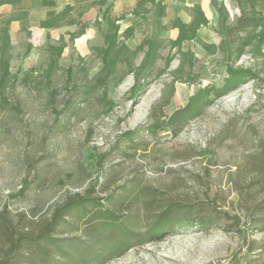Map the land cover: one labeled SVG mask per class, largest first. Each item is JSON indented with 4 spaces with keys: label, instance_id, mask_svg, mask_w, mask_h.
Masks as SVG:
<instances>
[{
    "label": "rangeland",
    "instance_id": "rangeland-1",
    "mask_svg": "<svg viewBox=\"0 0 264 264\" xmlns=\"http://www.w3.org/2000/svg\"><path fill=\"white\" fill-rule=\"evenodd\" d=\"M242 15L254 23L225 26L210 58L143 45L96 74L75 47L14 38L0 66V264H37L14 249L44 231L69 240L66 264H264V0L230 25Z\"/></svg>",
    "mask_w": 264,
    "mask_h": 264
},
{
    "label": "crops",
    "instance_id": "crops-1",
    "mask_svg": "<svg viewBox=\"0 0 264 264\" xmlns=\"http://www.w3.org/2000/svg\"><path fill=\"white\" fill-rule=\"evenodd\" d=\"M254 0H22L0 6V66L11 67L7 50L14 38L31 33L40 41L53 39L49 49L75 47L96 74L115 63L124 69L131 54L143 46L170 42L195 58H210L224 41L233 9ZM182 39H181V38ZM32 49V46H31ZM7 56V57H6ZM212 59V58H211ZM4 69V68H3ZM4 71V70H3ZM5 72V71H4Z\"/></svg>",
    "mask_w": 264,
    "mask_h": 264
},
{
    "label": "trees",
    "instance_id": "trees-1",
    "mask_svg": "<svg viewBox=\"0 0 264 264\" xmlns=\"http://www.w3.org/2000/svg\"><path fill=\"white\" fill-rule=\"evenodd\" d=\"M20 1H22V0H0V6L3 5L4 3L18 4ZM43 2L46 6H48V5L54 4L55 0H43ZM236 22H237L236 24L228 25L226 27V36L231 37V36H233V34L240 32L243 29L247 28L248 26L252 25L254 23V18H252L249 15H242V16H240V18ZM58 53L60 55L61 50H58ZM4 71H5V73L8 72V64L7 63L5 64ZM54 219H55L54 223L50 226L51 229H55V227L60 225L59 223L62 222L63 217L59 213V211H58V213L55 214ZM27 220H29V219H27ZM29 221H31V220H29ZM73 229H76V228H73ZM8 230L9 229L6 226L2 225V222L0 221V236L8 238L10 236V233ZM116 230H115L114 235L112 237H110L111 240H117L118 239L117 238L118 235H115L118 233ZM43 239L45 241H48V244L51 243V245L43 244L41 242ZM30 240H32V243L28 245L27 251L21 249V247H17L14 249L16 251L15 255L18 257V261L21 262V261L25 260V261H28L30 263H37V264H40V263L41 264L42 263L43 264H66V263H62L60 261H62L64 258H70V257L72 258V254H71L72 253V250H71L72 245H70L71 247H69V245L65 243V242L69 243L68 239H60L59 237L55 238V236L51 232L44 231V234L42 232L38 236H31L29 241ZM119 240L120 241H119L118 246L125 247L126 244L124 243V241L121 239H119ZM77 241H79V240H77ZM77 241H75V242H77ZM77 244L79 245V243H77ZM85 247L86 248L81 249L82 255L86 254L87 250H90L92 248L90 246H85ZM126 248H128V247H126Z\"/></svg>",
    "mask_w": 264,
    "mask_h": 264
},
{
    "label": "built area",
    "instance_id": "built-area-1",
    "mask_svg": "<svg viewBox=\"0 0 264 264\" xmlns=\"http://www.w3.org/2000/svg\"><path fill=\"white\" fill-rule=\"evenodd\" d=\"M240 11H241L240 8H239V9H233V10L231 11V15H232V16L237 15V14L240 13ZM228 264H234V263L230 262V263H228Z\"/></svg>",
    "mask_w": 264,
    "mask_h": 264
}]
</instances>
